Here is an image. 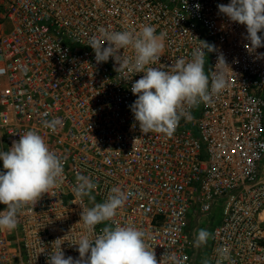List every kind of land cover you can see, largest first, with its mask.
Instances as JSON below:
<instances>
[{"label": "built area", "instance_id": "2783aa9c", "mask_svg": "<svg viewBox=\"0 0 264 264\" xmlns=\"http://www.w3.org/2000/svg\"><path fill=\"white\" fill-rule=\"evenodd\" d=\"M228 3L0 0V150L36 131L63 161L65 177L21 209L13 231H0V264H47L52 242L65 235V256L79 257L70 244L83 231L81 207L93 203L75 197L77 175L97 184L96 203L115 186L127 194L114 220L96 231L115 224L143 230L158 264H194L188 212L205 219L215 209L220 219L209 230L206 264H216L223 246L230 249L224 264H264V47L246 50V26L218 10ZM144 25L164 34L153 67L191 59L206 41L216 51L206 53L205 73L211 79L219 68L228 81L212 103L185 105L187 118L171 137L143 134L134 120L129 106L137 97L130 89L143 73L116 71L111 57L97 64L88 46L101 27L139 31ZM221 53L231 69L216 65ZM53 118L61 120L55 132L44 126Z\"/></svg>", "mask_w": 264, "mask_h": 264}, {"label": "clouds", "instance_id": "9594fccd", "mask_svg": "<svg viewBox=\"0 0 264 264\" xmlns=\"http://www.w3.org/2000/svg\"><path fill=\"white\" fill-rule=\"evenodd\" d=\"M195 7L199 9L200 5ZM217 7L231 21L246 26L245 39L249 41L244 45L246 50L255 52L264 47V35L259 34L264 33V0H230ZM98 31L99 37L93 36L88 45L95 53L97 64L107 62L111 57L117 65L116 71H124L125 75L143 73L131 85L130 90L137 99L129 106L143 134L155 132L171 137L180 119L187 118L185 105L210 104L213 97L228 86L223 70L218 68L211 79L205 73V56L216 51L214 44L202 41L191 53V59L179 58L167 68L162 64L153 67L160 61L165 47L164 34L157 35L154 26L144 25L139 31H109L101 27ZM121 49H130L133 54L126 56L123 51L121 55ZM259 56L264 57V53ZM216 65L230 68L222 53L218 55ZM60 124V118L44 122V126L53 132ZM0 160L3 162L0 204L5 206L0 211V231L10 232L18 225L21 209L29 203L34 206L42 194L63 184L64 165L43 136L32 130L20 134L19 140H14L7 151L0 150ZM96 188L97 184L90 177L77 175L73 187L75 197L81 201L87 197L93 203L90 208L81 207L77 224L82 225L83 231L70 244L76 246L79 257L65 256L61 247L66 241L65 235L52 242L54 251L48 254L47 264H158L154 247L146 242L143 230L131 224H115L96 231L97 225L113 221L127 200V194L115 186L104 202L96 203L92 194ZM210 236L208 230L198 229L194 247L206 245ZM216 252V264L230 260L227 246Z\"/></svg>", "mask_w": 264, "mask_h": 264}, {"label": "rangeland", "instance_id": "374dc122", "mask_svg": "<svg viewBox=\"0 0 264 264\" xmlns=\"http://www.w3.org/2000/svg\"><path fill=\"white\" fill-rule=\"evenodd\" d=\"M262 176H264V165H262ZM220 219V211L213 210L211 216L205 219L202 217L198 218V214L194 213L192 210L188 212L187 216V232L193 237V242L195 234L198 229L210 230V228L218 222ZM208 250V244L203 245L199 248L194 247L192 249V259L194 264H206V254Z\"/></svg>", "mask_w": 264, "mask_h": 264}]
</instances>
